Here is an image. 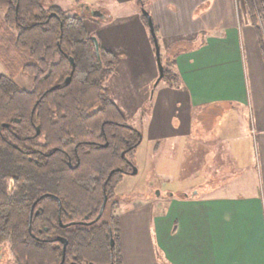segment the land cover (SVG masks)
I'll return each mask as SVG.
<instances>
[{"label": "trees", "instance_id": "16d2710c", "mask_svg": "<svg viewBox=\"0 0 264 264\" xmlns=\"http://www.w3.org/2000/svg\"><path fill=\"white\" fill-rule=\"evenodd\" d=\"M53 1L0 0V58L11 75L0 72V244L16 264H60L58 237L68 241L64 264H122L115 189L136 166L142 132L107 86L119 57L100 45L99 58L83 18ZM240 2L264 60V0ZM174 63L163 80L177 88ZM22 72L31 90L16 85Z\"/></svg>", "mask_w": 264, "mask_h": 264}, {"label": "crops", "instance_id": "0c3cea01", "mask_svg": "<svg viewBox=\"0 0 264 264\" xmlns=\"http://www.w3.org/2000/svg\"><path fill=\"white\" fill-rule=\"evenodd\" d=\"M114 1L119 5L133 2L135 9L147 6L158 39L166 50L174 51L172 70L179 87L154 94L152 118L142 128L155 143L153 153H159L162 147V151L170 149L173 157L181 150L183 156L191 151L195 157L193 149L204 141L198 138H213L226 146L235 173L242 172L235 191L240 194L226 193L239 176L234 173L220 188L224 194L211 189L203 198L200 194L186 197L193 186L180 197L170 195L159 211H153L150 201L119 199L116 214L122 264H264V60L245 9H239L238 0ZM96 7L85 3L80 6L98 11L103 17L96 18L111 24L114 16ZM118 22L130 26L107 29L104 32L113 38L102 37L98 42L119 57L114 77L118 84L111 93L130 118L144 103L140 89L144 82L134 76L132 63H137L136 58L144 52L153 54L151 34L136 12ZM130 29L138 36H133ZM184 43L192 45L185 48ZM223 108L232 110L231 119L221 134L212 133L200 119L201 112ZM169 111L177 115L173 118ZM193 112L199 114L196 121ZM242 114L245 118L240 121ZM206 127L208 132L196 134ZM194 163L192 158L189 169L184 166L182 173L197 175Z\"/></svg>", "mask_w": 264, "mask_h": 264}, {"label": "rangeland", "instance_id": "374dc122", "mask_svg": "<svg viewBox=\"0 0 264 264\" xmlns=\"http://www.w3.org/2000/svg\"><path fill=\"white\" fill-rule=\"evenodd\" d=\"M83 3L93 7L97 6L100 11L109 15H113L114 20H112L111 24H108L106 21L98 20L93 15L94 11L90 12L80 8L81 4ZM129 3L130 4L119 5L114 0H56L53 2H47L48 6L58 7L68 15H78L83 18L89 34L100 42L102 37L104 39L113 38L111 33L107 34L104 32L107 29H117L119 26L129 27L130 25H121L118 21H125V19L132 17L133 12L140 14L143 23L148 26V22L147 19H145L146 17L143 11L148 12L149 8L147 6H141L140 9H135L133 8L134 3ZM146 3L147 2H145V5ZM238 4L239 9H242L243 6L240 0H238ZM4 13L5 11L0 10V24L4 20ZM241 15L243 20L246 19V14L243 13V11L241 12ZM129 31L132 32L133 36H138L133 29H130ZM10 32L13 35H17L19 30L17 28H13L10 29ZM103 32L104 34H102ZM149 39L151 41L150 45H152L153 54L150 53L147 55V53L144 52L136 58L137 63H132V66L135 68L133 70L134 76L141 78V80L144 82L142 87H139L144 96L142 109L138 113H134V115L128 120L129 125L139 128V130L143 132L142 136L145 138V140L137 148L135 155V163L138 172L132 176L124 175L118 188L115 189V194L117 195L118 200L121 199L122 202L137 201L147 203V201H150L153 211H159L165 207L166 203L169 201L170 195L180 197L185 190H189L193 186L195 188L191 191H188V193L192 194L194 191H197V196L200 194L201 198L205 197L206 193L211 189L215 194H224V191L220 190V188L222 185H226V183L229 181H227L226 177H230L232 174H234L236 172V168L226 146L220 144L215 139L208 137L206 140L197 137L199 141H204L200 142L196 149H193L195 151V157L192 155L191 151L189 154H186V156H183L184 152L181 150L178 151L174 158L173 152L170 149H164L162 151V147L160 148L161 150L159 153H153L155 143L149 140L150 136L148 133L146 134V131L144 130V126L146 127V123L151 120L154 111V105L151 106V101L154 94L159 96V94L164 89L171 88L172 86H170L167 81L162 80L155 87V83L159 77V67L157 63L155 44L151 35ZM158 41L160 46L161 60L163 66H165L166 61L172 58L174 51H172V49L166 50L165 44L161 38H159ZM191 45V43L183 44L185 48L191 47ZM176 48L177 47H175V49ZM13 57L16 56L13 55ZM132 60L135 61V59ZM5 62L6 61L0 58V72L7 76H11L8 70L5 68ZM115 74H113V76L108 81V87L110 88L111 96V88L118 84L117 82H114ZM154 76L155 78L153 79ZM14 81L19 89L31 90L33 88V78L23 72L19 73L14 78ZM120 83L121 82H119V84ZM156 103L157 102L154 104L156 105ZM136 105L137 104H133L132 107ZM230 111L232 110H224V108L223 110L217 109L216 111H202L200 119L206 121L204 124L212 129V133L215 132L216 134H221L226 123H228L231 119L232 114ZM169 115L171 117L173 116L174 118L177 114L174 115L173 112L169 111ZM198 116V112H193L192 118L194 121L197 120L196 118H198ZM240 118V121H242V118H245V115L242 114V117ZM206 129L207 127L204 129L205 131L203 129H199L196 134L203 135L208 132V129ZM163 144L164 142H162V145ZM187 149L188 147H186V150ZM192 158L195 161L194 165L198 166V174L193 176H191L188 172L183 174L182 170L184 166L186 169H189L188 166ZM241 173V171L239 173H235V175H239L236 179L237 182L235 181L231 185L232 190L226 189L227 195H229L232 191L235 192L236 189L239 188ZM213 180L216 182L214 183ZM240 193L241 191H239V193L235 192V194ZM0 246V255H2L3 245ZM12 262V264H14V261ZM8 264H11V261H9Z\"/></svg>", "mask_w": 264, "mask_h": 264}, {"label": "water", "instance_id": "95a60500", "mask_svg": "<svg viewBox=\"0 0 264 264\" xmlns=\"http://www.w3.org/2000/svg\"><path fill=\"white\" fill-rule=\"evenodd\" d=\"M144 12V15L147 19V22H148V27H149V30H150V34H151V37L154 41V44H155V49H156V56H157V63H158V67H159V77L155 83V87L163 80L164 78V75H165V71H164V66H163V63H162V60H161V56H160V46H159V41H158V37H157V33L155 31V27H154V23H153V20H152V17L151 15L149 14V12L147 11H143ZM55 14H52L51 16H53ZM95 17H103L102 14H100L98 11H95L94 14H93ZM94 40V43H95V47H96V53H97V56L100 58V44L99 42L97 41L96 38H93ZM72 65H74V61L73 59L70 60ZM71 81V78L68 77L66 79V84H69ZM56 87H54L53 89H55ZM138 170L136 168V166L133 168V170L131 171V175H135L137 174ZM113 173V172H112ZM111 173V174H112ZM198 195V192L197 191H194L191 195L189 194H186L185 196L186 197H195ZM107 196L105 195L104 197V201H103V204L101 206V209H100V212H99V215L97 216V218L92 221L90 224L92 223H95L97 222L103 215L104 213V210L106 208V205H107ZM59 203L61 204V202L59 201ZM32 216H33V213L31 212L30 214V219H32ZM66 227V226H65ZM57 241L61 242L63 244V259L61 261V264H64V259H65V252H66V248H67V245H68V241L67 239L63 238V237H58L56 239ZM110 247H111V250L114 249L115 247V241L113 238H111V241H110ZM114 264V263H112Z\"/></svg>", "mask_w": 264, "mask_h": 264}, {"label": "flooded vegetation", "instance_id": "af4514ba", "mask_svg": "<svg viewBox=\"0 0 264 264\" xmlns=\"http://www.w3.org/2000/svg\"><path fill=\"white\" fill-rule=\"evenodd\" d=\"M131 173V172H130ZM129 173V174H130ZM129 174H126V175H129ZM119 186V185H118ZM115 200H118V198H115ZM107 206V205H106ZM31 212L33 213L34 215V212L33 210H31ZM33 217V216H32ZM0 245H3V254L0 255V264H8L9 261H11V264L13 263L12 261H14V264H16L15 262V258L10 250V244L9 242L8 243H3V244H0ZM1 247V246H0ZM6 247V248H5ZM12 256V257H10ZM14 258V259H12ZM3 261V262H1ZM62 261V260H61ZM61 264V263H60Z\"/></svg>", "mask_w": 264, "mask_h": 264}]
</instances>
